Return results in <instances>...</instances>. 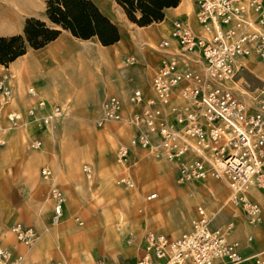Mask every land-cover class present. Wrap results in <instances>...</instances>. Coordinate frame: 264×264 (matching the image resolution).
Returning a JSON list of instances; mask_svg holds the SVG:
<instances>
[{"label":"built area","instance_id":"obj_1","mask_svg":"<svg viewBox=\"0 0 264 264\" xmlns=\"http://www.w3.org/2000/svg\"><path fill=\"white\" fill-rule=\"evenodd\" d=\"M194 2L201 32L180 19L172 21L168 36L159 42L163 57L149 83V97L129 88L126 111L118 96L109 95L95 122L99 127L116 121L133 128L130 144L173 163L178 183L212 179L225 184L229 203L241 208L248 223L255 224L260 220V207L249 192L264 189V80L251 87L239 74L246 70L244 60L249 57L264 63V0ZM2 91L11 94L8 86ZM62 112L63 107L52 105L44 123H52ZM11 116L18 119L15 113ZM128 155L129 146L121 145L118 160ZM90 169L83 166L87 173ZM41 175L52 177L47 166L41 168ZM122 181L130 184L128 179ZM49 194L55 222L62 215L65 198L53 183ZM155 196L152 192L147 198ZM211 221L212 214L198 205L190 229L176 237L146 229L136 264H214L219 258H226L228 264L242 261L237 242L227 240L233 224L213 228ZM11 230L25 245L36 238L31 225L15 222ZM22 259L0 245V264H20ZM254 262L264 264V252L254 255ZM95 264L104 262L98 259Z\"/></svg>","mask_w":264,"mask_h":264},{"label":"rangeland","instance_id":"obj_2","mask_svg":"<svg viewBox=\"0 0 264 264\" xmlns=\"http://www.w3.org/2000/svg\"><path fill=\"white\" fill-rule=\"evenodd\" d=\"M131 27L130 33L135 36L137 28ZM167 33L138 34V38H144L141 47L122 56L124 76L120 86L126 111V89L133 85L146 87L163 57L157 43ZM129 55L136 57L135 64L126 63ZM259 67L264 72V63ZM7 79L12 90V76ZM249 80L258 83L255 78ZM104 93L99 92L87 105L82 104V99L73 106L68 99L61 105L65 114L49 125H41L22 112L17 124L7 129V114L5 109L2 111L5 117L1 121L6 128L0 130V244L22 255L20 264H50L53 257L62 262L93 264L91 248L112 254L141 228H169L172 234L185 230L190 225L192 209L202 204L199 191L176 182L173 163L130 144L133 128L116 121L96 125L108 95L103 97ZM12 101L13 90L7 104ZM37 136L41 143L34 148L30 141ZM121 145L129 146L124 161L118 160ZM84 165L90 166V172L83 170ZM42 166L50 169L52 180L42 177ZM52 183L65 198L62 215L55 222L50 218ZM182 187L186 200L180 198ZM151 192L157 195L149 199ZM15 222L34 227L36 238L30 245H22L9 232L8 227Z\"/></svg>","mask_w":264,"mask_h":264},{"label":"crops","instance_id":"obj_3","mask_svg":"<svg viewBox=\"0 0 264 264\" xmlns=\"http://www.w3.org/2000/svg\"><path fill=\"white\" fill-rule=\"evenodd\" d=\"M91 1L101 14L116 26L119 37L114 43L102 45L96 37L79 38L72 35L69 30L53 24L46 14V0H0V36L23 34L25 20L29 17L37 18L44 21L48 26L60 30L55 39L42 47L27 46L25 52L10 61L7 66L0 64V81H4L3 75L4 77L11 75L14 94V101L11 105L8 104L1 110L0 121L5 117L2 112L4 109L7 114L9 111L25 113L27 109L32 108L35 115L40 116L47 113L51 105L61 106L68 102V99L71 100L70 105L73 106L82 99L85 101L82 104L87 105L88 101H93L101 91H105L103 97L107 94H113L118 95L120 100L124 101L123 88L120 86V80L124 76V69H121L124 59L122 56L130 52V49L137 51L141 47L144 38L142 36L138 38V34L140 35L145 31L160 34L164 30L169 33L174 19L184 21L196 33L201 32L195 19L196 5L194 0H180L175 7H168L164 10V18L161 21L152 22L145 26L132 23L115 0ZM132 25L137 28L134 30L135 36L130 33ZM168 33L162 38L167 37ZM155 41L158 39L155 38ZM134 58L136 59V57ZM244 63L246 70L239 74L240 79L249 83L251 87L259 85L261 80H264V72L259 67V63L262 62L252 56L245 59ZM131 71V73H135L134 69ZM151 76L148 78L146 87L133 85L129 88L140 89L145 95H149ZM251 78L257 79L258 83L255 84L250 81ZM28 87H33L35 94H28ZM128 89H126L127 95ZM0 100L2 99L0 98ZM39 100L45 101L46 106L39 108L37 105ZM7 124V129H11V122L8 119ZM2 126L4 127L3 124ZM36 139L40 140L37 136L32 138L30 142ZM185 187L189 190L196 189L199 191L197 192L199 193V201L202 202L199 205L205 207L207 213L212 214L211 227H224L229 222L233 224L227 234V240L237 242L238 254L242 258V261L235 264H255L254 255L264 252V189H252L250 191L251 199L260 207V220L258 223L250 224L243 210L229 203L228 188L225 184L210 179L203 182H187ZM180 189V198L186 200L185 188ZM195 214L196 207L194 210L192 209L189 227L175 232L176 234H172V230L170 231L169 228H166L169 231L158 228L150 229L162 232L169 237H176L190 229L191 220ZM11 226L12 223L8 227L10 233ZM144 230L145 228H141L137 234L131 235L129 239L125 240V245L112 254L106 255L104 250L91 248L89 255L92 263L95 264L98 259H102L104 264H136L143 247ZM56 258L53 257L50 264L57 261ZM214 264H228V261L226 258H219L214 261Z\"/></svg>","mask_w":264,"mask_h":264},{"label":"trees","instance_id":"obj_4","mask_svg":"<svg viewBox=\"0 0 264 264\" xmlns=\"http://www.w3.org/2000/svg\"><path fill=\"white\" fill-rule=\"evenodd\" d=\"M127 18L138 26L159 22L164 10L175 7L180 0H115ZM46 14L50 22L67 29L76 37H96L102 45L118 40L116 26L91 0H46ZM60 30L44 21L29 17L25 20L23 34L0 36V64L5 66L23 54L27 46L42 47L55 39Z\"/></svg>","mask_w":264,"mask_h":264},{"label":"bare ground","instance_id":"obj_5","mask_svg":"<svg viewBox=\"0 0 264 264\" xmlns=\"http://www.w3.org/2000/svg\"><path fill=\"white\" fill-rule=\"evenodd\" d=\"M157 47L160 48V47H159V44H158ZM129 59H133V60H134L133 63L128 62ZM126 63H127L128 65H133V64L136 63V59H135L133 56H130V57H128V58L126 59ZM153 74H154V73H153ZM153 74H152V76H153ZM152 76H151V78H152ZM7 81H8V80H7V77H6V76L4 77V81H0V86H1V89H2V90H4V87H7V86H8V87L10 88V90H11V87H10V85L8 84ZM150 81H151V79H150ZM6 85H7V86H6ZM28 89H30V90L32 91V93H30V92L28 91V94H30V95L35 94V93H34L35 90H34L33 87H28ZM2 90H0L1 92H3V93H0V96L2 97V100H3L4 103H1L2 100H0V113H1V110L3 109V107L6 106V105H8L7 103H8V101H9V97H10V94L8 95L7 93H4V91H2ZM8 90H9V89H8ZM139 90H140V89H139ZM149 90H150V89H149ZM11 91H12V90H11ZM141 91H142V90H141ZM142 92H143V91H142ZM150 94H151V91H150ZM150 94H149V95H150ZM144 96H145V97H149L148 95H145V94H144ZM106 97H107V96H106ZM106 97H105V98H106ZM105 98H104V99H105ZM118 98H119V97H118ZM119 99H120V98H119ZM40 102H42L41 105H39ZM37 105H38L39 108H43V107L46 106L45 101H43V100H39V101H37ZM51 106H52V105H51ZM51 106L49 107V110H48L47 113H45V114H43V115H40V116H36V115H35V111H34V109H32V108L27 109L26 112H27V114H28L29 116H32V118H34L35 120H37L38 123H40L41 125H43V124L46 125V124L44 123L43 120L51 115V114H49V113L51 112ZM14 113L18 116V118L20 117V112H18V111H9V112L7 113V119L11 122V127H13L14 125H16L17 122L19 121V119L15 121V119L12 118L11 115H13ZM64 114H65V110H64V112H62L61 115H60L59 117H57L56 119L62 117ZM53 119H54V117H53ZM53 119H52V120H53ZM56 119H54V120L52 121V123H53ZM52 123H50V124H52ZM48 125H49V124H48ZM3 129H4V127L2 126L1 121H0V130L2 131ZM0 135H1V134H0ZM1 142H2V140H1V138H0V143H1ZM40 143H41V141L38 140V139H36V140L32 141V142L30 143V145H31L32 147H34V146H36V145H39ZM33 145H34V146H33ZM44 167H46V166H42L41 168H44ZM40 173H41V172H40ZM91 175H92V173H91L89 176H91ZM46 180H52V177L49 178V179H46ZM130 184H132V182H131ZM132 185H133V184H132ZM52 207H53V205H52ZM10 231H11V233H12L13 236H14V233L12 232L11 227H10ZM14 238H15V236H14ZM15 240H16V238H15ZM16 241H17V240H16ZM18 242H19V241H18ZM19 243H20V242H19ZM21 244H22V243H21ZM0 245H1V244H0ZM22 245H25V244H22ZM1 246H2V245H1ZM25 246H27V245H25Z\"/></svg>","mask_w":264,"mask_h":264}]
</instances>
